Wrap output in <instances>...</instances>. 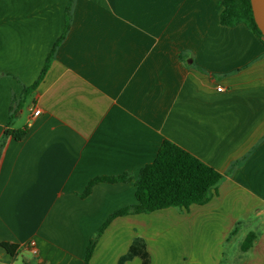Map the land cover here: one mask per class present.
I'll list each match as a JSON object with an SVG mask.
<instances>
[{
  "label": "crops",
  "instance_id": "0c3cea01",
  "mask_svg": "<svg viewBox=\"0 0 264 264\" xmlns=\"http://www.w3.org/2000/svg\"><path fill=\"white\" fill-rule=\"evenodd\" d=\"M223 2L0 0V264H84L166 140L223 176L211 200L115 218L90 264H120L136 239L151 264H264V40L223 25ZM195 228L204 254L179 259Z\"/></svg>",
  "mask_w": 264,
  "mask_h": 264
},
{
  "label": "trees",
  "instance_id": "16d2710c",
  "mask_svg": "<svg viewBox=\"0 0 264 264\" xmlns=\"http://www.w3.org/2000/svg\"><path fill=\"white\" fill-rule=\"evenodd\" d=\"M220 20L223 25L229 27L241 23L245 24L264 40V35L258 28L254 18L251 0H224ZM69 21L70 5L66 11L67 28ZM52 59L53 54L50 55L40 79L33 86L24 90L21 104L43 80ZM10 127L11 121L7 125L6 136H11L17 141H23L26 138L29 130L27 127L18 130L10 129ZM222 178L223 176L218 171L189 152L168 140L164 141L153 163L143 167L136 178L137 203L116 211L104 223L96 236L90 241L84 264L91 263L99 239L115 218L127 215L150 214L168 208L188 210L192 205H205L211 200L212 193ZM132 180V176L128 174L96 178L89 183L82 197L88 196L92 188L98 183H129ZM255 239V234H250L243 243L242 250L244 252L248 251L253 246ZM1 246L10 255H16L18 250L16 245L3 243ZM135 257L141 259V264H151L152 262L151 254L142 239H136L133 242L128 253L120 259V264L131 261Z\"/></svg>",
  "mask_w": 264,
  "mask_h": 264
},
{
  "label": "rangeland",
  "instance_id": "374dc122",
  "mask_svg": "<svg viewBox=\"0 0 264 264\" xmlns=\"http://www.w3.org/2000/svg\"><path fill=\"white\" fill-rule=\"evenodd\" d=\"M199 229L200 228H195L193 247H191L190 242H189L190 237H188V240H187L188 242L186 244L185 251H182V249H181L182 247L176 246V251H171V253L174 254L179 259H181L182 257H183L182 259H184L186 256L188 260H189V256L191 255L192 251H193V253L195 252L196 255L197 254L203 255L204 253H202L201 249L203 247H205L204 243H207L208 238H204L203 233H202V229L201 230H199Z\"/></svg>",
  "mask_w": 264,
  "mask_h": 264
},
{
  "label": "water",
  "instance_id": "95a60500",
  "mask_svg": "<svg viewBox=\"0 0 264 264\" xmlns=\"http://www.w3.org/2000/svg\"><path fill=\"white\" fill-rule=\"evenodd\" d=\"M256 24L264 35V0H251Z\"/></svg>",
  "mask_w": 264,
  "mask_h": 264
},
{
  "label": "built area",
  "instance_id": "2783aa9c",
  "mask_svg": "<svg viewBox=\"0 0 264 264\" xmlns=\"http://www.w3.org/2000/svg\"><path fill=\"white\" fill-rule=\"evenodd\" d=\"M219 90L222 91L223 88H219ZM31 112H32L31 119H34V118L38 117L41 114V110L39 108H35V107L31 110ZM31 245L33 247L32 248L33 249V253L37 254V250L35 249V243L31 242Z\"/></svg>",
  "mask_w": 264,
  "mask_h": 264
}]
</instances>
